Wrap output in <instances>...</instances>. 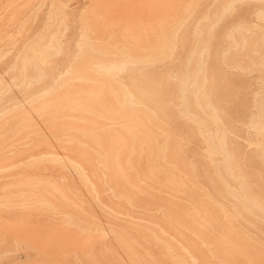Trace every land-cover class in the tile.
<instances>
[{
  "label": "bare ground",
  "instance_id": "bare-ground-1",
  "mask_svg": "<svg viewBox=\"0 0 264 264\" xmlns=\"http://www.w3.org/2000/svg\"><path fill=\"white\" fill-rule=\"evenodd\" d=\"M0 264H264V0H0Z\"/></svg>",
  "mask_w": 264,
  "mask_h": 264
}]
</instances>
